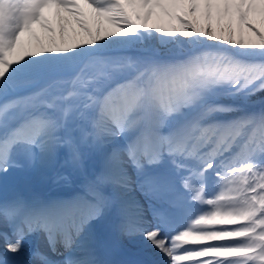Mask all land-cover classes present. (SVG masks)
Instances as JSON below:
<instances>
[{"label":"snow or ice","instance_id":"6c2138e0","mask_svg":"<svg viewBox=\"0 0 264 264\" xmlns=\"http://www.w3.org/2000/svg\"><path fill=\"white\" fill-rule=\"evenodd\" d=\"M259 94L264 0H0V264H264Z\"/></svg>","mask_w":264,"mask_h":264},{"label":"bare ground","instance_id":"6f19581e","mask_svg":"<svg viewBox=\"0 0 264 264\" xmlns=\"http://www.w3.org/2000/svg\"><path fill=\"white\" fill-rule=\"evenodd\" d=\"M152 46H156V42H151ZM264 99V94H259L257 97H254V100L256 101V106L258 108L261 107L260 101ZM91 161L88 162L89 168L91 167ZM58 167V166H57ZM73 170L66 165V167H63V169H60L59 172H62L61 174H58V176H66L67 180H61L58 179V176H54L52 179L46 181L45 189L41 192H35V194H39L42 196H64L71 194L76 188L79 187V181L81 177L79 175L78 179L74 180L69 177L68 172ZM75 174V173H74ZM126 251L133 256V258L144 261L145 264H152V262L161 259L162 257L159 254H154L155 250H152L151 252L144 250V251H138V246L134 245L131 242L125 241L123 243ZM35 247H40L46 249V241L43 238V236H38L37 240L34 241V238H29L26 242V250L25 253L22 254L18 259L21 261H24L28 258L27 256V250Z\"/></svg>","mask_w":264,"mask_h":264},{"label":"rangeland","instance_id":"374dc122","mask_svg":"<svg viewBox=\"0 0 264 264\" xmlns=\"http://www.w3.org/2000/svg\"><path fill=\"white\" fill-rule=\"evenodd\" d=\"M253 107L256 110L259 109L256 105ZM63 167H66V165L61 159L54 167L51 168L36 171L28 169L18 172L15 180L17 181L18 186L24 191L30 193L41 192L45 189L46 181L52 179L54 176H58V174L61 173L59 172L60 169H63ZM68 174L71 179H78V174L76 172L69 171Z\"/></svg>","mask_w":264,"mask_h":264}]
</instances>
